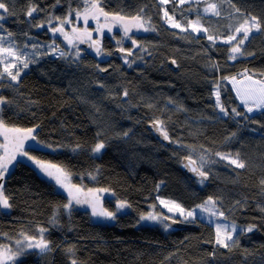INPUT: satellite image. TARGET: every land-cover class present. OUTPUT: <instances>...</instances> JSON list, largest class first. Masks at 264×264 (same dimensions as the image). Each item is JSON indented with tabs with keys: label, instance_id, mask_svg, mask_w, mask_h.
<instances>
[{
	"label": "trees",
	"instance_id": "obj_1",
	"mask_svg": "<svg viewBox=\"0 0 264 264\" xmlns=\"http://www.w3.org/2000/svg\"><path fill=\"white\" fill-rule=\"evenodd\" d=\"M87 1L99 2L108 14L148 21L149 32L137 37L133 56L126 63L114 52L117 35L103 44L109 59L92 53L75 59L32 56L17 81H0V97L7 101L0 105V119L10 127L32 128L34 141L59 148L26 150L61 166L74 183L106 189L108 199L130 207L114 222H95L77 204L66 211V194L19 159L3 190L11 206L9 212L0 206V246L44 228L48 250L23 252L15 264H264V110L249 114L224 79L240 73L264 77V0H215L222 4L216 17L202 14L212 0H2L8 12L0 11L5 17L0 31L18 49L60 42L50 28ZM33 7L38 11L29 17ZM165 11L181 28L167 22ZM230 12L256 17L260 24L234 62L228 60V44L187 29L196 18L215 38L225 37ZM215 87L227 115L216 104ZM233 108L242 115H234ZM153 121L162 122L170 144L148 127ZM100 142L105 147L94 153ZM217 153H229L245 167ZM187 156L208 180L201 183L185 173ZM209 197L243 226L228 248L215 243L213 224L195 216L184 221L192 227L172 226L167 217L182 220L168 214L158 225L139 223L152 206L160 210V198L178 201L187 213ZM252 225L253 231H246Z\"/></svg>",
	"mask_w": 264,
	"mask_h": 264
},
{
	"label": "rangeland",
	"instance_id": "obj_2",
	"mask_svg": "<svg viewBox=\"0 0 264 264\" xmlns=\"http://www.w3.org/2000/svg\"><path fill=\"white\" fill-rule=\"evenodd\" d=\"M192 1H194V0H185L184 3H189V2H192ZM198 1H202V0H198ZM223 1L224 0H222V2ZM92 2H96V3L99 4V2H97V1H87V4H88L89 7H90ZM159 2H161V0H159ZM178 2L180 3V0H178ZM210 5H215L216 6L215 7V11H212V10L206 11V9H209ZM84 11H85V6H84L83 9H81L78 12L83 14ZM217 12L220 15V13L222 12V4H220L218 1H215V0L209 1V3H207L204 6L203 10H202V14L203 15L211 16V17L218 16L216 14ZM76 13H74L72 16H69V17H67L65 19V20H70V23H63L65 21V20H63L61 22H58L56 25H53L52 28H50L51 29V31H50L51 35L55 36V37H58L60 42H58V41L57 42H52V43L46 42V44H43V45L41 44L42 46H40V47H33L31 49H18L17 46L15 44H13L12 41H9V39H7L5 36H3L4 33L0 31V37L3 38L2 42H0V47L11 48L13 50V52L16 54L15 56L9 58V57L6 56L5 53H0V81L3 80L4 78H10L4 72V67H5L6 64H8V65L16 64L17 67L16 68H11L10 70L13 72V74H15V72L17 70H19L20 71V76H21V74L26 69V68H23V61L27 60L28 66H29V60L28 59L31 58L32 56H41L43 54H47V55H50V56L55 57V58L56 57H66L68 59L69 58L75 59V58H78L81 55H84V54L86 55V53L96 54V46L98 45L100 50H101L100 51L101 59L102 60L103 59H109L111 56L108 53H104L103 44H104V42L106 40H111L113 35L119 36L117 39L116 38L112 39L114 43L119 44L118 46L121 47V48H123L124 46L127 45L128 46L127 49L132 51V52H134L136 49H138V46L140 44L139 41L137 40V37L138 36H142V35H146L149 32V29H150V25H149L148 21L145 18L140 16L142 18L143 22H144V28L137 29L135 27H132L131 30L128 33V36L125 37L123 26L113 23L110 18L106 21L104 16L101 15V16H99L98 21H97V19H93L91 16H89V18L87 20V23H85L83 15H81L79 18H77ZM223 13H226V12L223 11ZM111 16H112V14H109V17H111ZM133 17H136V16H133ZM227 17L230 18V19H228V22L230 23V25H229V30L228 29L226 30L224 28V31L227 32L225 37L215 38L213 35H211L210 29L207 28L208 26L204 25L199 19H196V18H190L189 19V26H188L187 29L190 31L191 35H193L195 37H198L200 35H205V37L208 39V36H212L213 37V41H217V42L226 43V41L228 40V37L236 36L237 39L235 41H233L232 43H226V44H228L230 46V53H231L232 47L237 46L239 41L241 39H244L242 32L241 33H237L236 29L239 28L242 24H245V21H249L247 26L249 28H251V22H250V18L251 17H248V16L240 14V13H235V12L228 13ZM125 18L130 20L132 17H129V18L125 17ZM175 22H178L181 25L180 21H175ZM193 23H196L197 27H199L201 29L200 32H194L192 30L190 25L193 24ZM105 24H108L111 27V31H109L108 27H103V25H105ZM221 24H223V23H221ZM218 25H220V24H218ZM218 25H215V26L218 27ZM60 27H63L64 33H66L68 35L69 39L72 40V43H69L68 40L65 39L64 33H61V32H55L54 33L52 31L53 28H60ZM145 28L148 29V30L145 31L144 30ZM73 29H76V31L74 32ZM203 29H207V31H203ZM259 31H260V28L259 29H251V31L249 32L248 38L251 35H253L255 33H258ZM85 33H91V36L89 37V36L85 35ZM173 36H174V34H173ZM133 40L136 41V45H133V43H132ZM210 42H212V41H210ZM83 43L87 44V45L84 47ZM100 54H99V56H100ZM126 55H124V54L120 55L121 59L125 61V59H127ZM16 56H19L20 59L19 60L16 59ZM238 57L239 56L237 55V58ZM228 60L230 62H234L235 61L233 59H230V55H229ZM19 77L17 79H19ZM233 77H235V81L232 80ZM249 77L251 79H249ZM15 81H17V80H15ZM253 81L264 82V77L256 78V77H251V75H249V74L240 73V74H237V75L229 76L225 80V82H227L231 86V89H233V91L235 93V96L237 97L239 103L242 106H244V105H243L240 97L237 95V91L239 90V91L243 92L244 90L249 89V88L259 87V85L253 84L252 83ZM217 88L218 87H215L214 90H213V94H214L215 98H216L215 92H216ZM220 102H221V100H220ZM244 108H245V106H244ZM259 111H262V110L257 109V110H254L253 112L249 113V114H254V113H257ZM223 115H225V114H223ZM7 127L15 128V127H10V126H7ZM19 129H21V128H19ZM10 139H11V137H10ZM6 143L8 144L9 152H11L13 150L14 144L9 142V141H5L3 133L0 132V145H4ZM30 145L35 147V148H40V149H44V150H48V151H57L59 149V148L52 147V146L49 147V146H47L45 144L39 143L37 141H34L31 138L24 140V142H23V151L27 152L29 157H36V159L42 160V161H44V160L39 158L38 156H36L34 153H30L28 150H26V148L28 146H30ZM4 154H5L4 148L0 147V156H3ZM222 154L229 155L232 159H238L237 157H235V156H233V155H231L229 153H222ZM219 158H221V156H219ZM19 159H23V160H27V161L31 162L41 176H43L44 178H46L49 181H51L55 185V187H56V189L58 191L66 194V196L68 198L67 204L69 203L70 197L68 195V189L58 185L55 182L54 178L48 177L45 173H43L35 165V163L33 161L29 160L27 157L17 153V158H16L15 161H13V163L11 165H9V170H11L14 167L16 161L19 160ZM224 161L230 163V160H224ZM44 162H46L48 164L56 165L59 168H62L61 166H59L57 164H54V163H51V162H47V161H44ZM201 169H202V167H201ZM64 172L67 174V180L65 181V183H67L69 185V187L74 186L73 191L75 190V188H79L80 189V192H79L78 195H79L81 200L92 201V203H96L98 210L99 209H107L108 211L115 212L116 216L118 214H120V213L128 211L130 206H127V207H125L123 209H120V210H117V208H116L117 203L120 202V201H123V200H117V199H114V198L112 199V197H110L108 199V195L110 194L109 192H107V191H98V190H100L102 188H96V187H92V186L86 187V186H83L81 183H74L73 179H72V175L69 174L66 170H64ZM89 190H93V192L95 193V197H96L95 200L93 199V196H92V194H90ZM4 195H5V193H4ZM207 200H205V201H207ZM161 201L168 202L169 206H171L172 202H175L176 204H179L182 207V205L178 201H176L174 199H171V198H160V201H159L160 206H161L160 210L156 209L155 206H152V208L150 209L149 212H147L146 214L142 215V216H146L149 213H151L153 215L158 216L159 219H157L155 221H153V220H141V217H140V222L139 223H141V224H153V225L157 224L158 225L160 223L165 222V214H168L169 216H173L175 218H179L182 221H187L188 220V219L186 220L185 217L183 215H181L179 212H170L169 208L166 207L165 204L161 203ZM204 202H202V203H200L198 205H202V204H204ZM92 203H80V204H77L73 200L72 203H71V206L68 207V208L65 207V210L68 211L73 205L77 204V206L87 210L89 212L90 216L92 217V219L95 222H114L115 221L116 216H115V219H107V218H104V217L93 216L92 215ZM126 203H127V205H129L128 202H126ZM197 206L194 208L195 211H196L195 217H198L200 219H203V220L208 221L211 224H213L214 229H215V234H216L217 224L222 226V230L226 229L227 231H231L232 230V226L235 225L236 226V231L233 233V237L234 238L237 235V233L241 230L242 226L239 223L235 222L233 219H231L229 217H226L225 213H224L223 216H219V215L212 216V215H210L207 212H203ZM1 208H2L3 211H6V212L10 211V207L7 208V209H4L1 206ZM216 209L218 211H220L217 205H216ZM185 213H186V211H185ZM42 229H43V232L41 231ZM26 237H33L35 239L32 240V241H28V240H26ZM41 238L46 240V230L44 228H40V230L34 236H32V235H29V236L28 235H23V236L20 235L19 237L13 238L14 240L10 239L3 246L6 245L5 247L10 248L12 250V252H17L21 248H23V252H26L28 250H35V251H38V252H44V251H41L39 248H28L27 247V244L29 242L36 243ZM17 241H19L20 243L18 244ZM230 242L231 241H229L228 243H230ZM22 257H23V253L21 255L17 256L16 261L18 259H21ZM16 261H15V263H16ZM9 264H11V262H9Z\"/></svg>",
	"mask_w": 264,
	"mask_h": 264
},
{
	"label": "snow or ice",
	"instance_id": "obj_3",
	"mask_svg": "<svg viewBox=\"0 0 264 264\" xmlns=\"http://www.w3.org/2000/svg\"><path fill=\"white\" fill-rule=\"evenodd\" d=\"M168 2H169V0H161V3H163V4H167ZM184 2H185V0H180L181 4H183ZM215 7H216L215 5H210L209 9H206V11H208V10L215 11ZM0 10H3L4 13L8 12V8L6 7V4L4 2H2V0H0ZM36 11H38V9L33 7V8L28 10L27 15L29 17H31L33 15V13ZM237 11H239V10H237ZM216 14L219 15L218 12ZM70 15H71V12H70ZM81 15H83L85 23H87L89 16H91L93 19H97V21H98L99 16H101V15L104 16L106 21L110 18L113 23L123 26L125 37L128 36V33L132 27H135L137 29L144 28V22L140 16L132 17L130 20L123 17V16H120L119 14H115V15H112L111 17H109V14L104 12L103 8H101L99 6V4L96 2H92L90 7L88 6V4L86 2L84 13L83 14H81L79 12L76 13L77 18H79ZM164 16H165V18H167L168 23H170L172 27L181 28V25L178 22H175L174 19L168 15L167 11L164 12ZM3 19H5V17L3 15H0V20H3ZM250 22H251V28H249L247 26L249 21H245V24H242L239 28L236 29L237 33L242 32L244 39H241L237 46L232 47L231 53H230V59L235 60L237 58V55H243V53L241 51V47L239 45H242L244 43V40H246L248 38V35H249V32L251 31V29H259L260 28V24H259L256 17H251ZM63 23H70V20H65ZM42 26H43L42 24L37 25V27H42ZM190 26L194 32H200L201 31V29L199 27H197L196 23H193ZM103 27H108L109 31H111V27L108 24L103 25ZM144 30L147 31L148 29L145 28ZM52 31L54 33L55 32L64 33L63 27L53 28ZM73 31L75 32L76 29H73ZM203 31H207V29H203ZM9 35H11V34L9 33ZM64 35H65V39L68 40L69 43H72V40L69 39L68 35L66 33H64ZM85 35L90 37L91 33H85ZM236 39H237L236 36H230V37H228V40L226 41V43H232ZM2 40H3V38L0 37V42H2ZM208 40L213 41V37L208 36ZM132 43H133V45H136L135 40H133ZM100 51L101 50H100L99 46L97 45L96 46V54L99 55ZM120 51L123 52L125 50L120 49ZM0 53H5L6 56L9 58L16 55L11 48L0 47ZM128 55H131V51H128ZM16 59L19 60L20 57L16 56ZM125 62L127 63V59H125ZM173 63H175V61H173ZM16 67H17L16 64H11V65L6 64L4 67V72L11 78V80H14V81L17 80V78L20 76V71L17 70L15 72V74H13V72L10 69L16 68ZM27 67H28V62H27V60H24L23 61V68H27ZM101 70L106 71V69H101ZM224 79H227V78H224ZM249 79H251V78L249 77ZM232 80L235 81V77H233ZM252 83L255 85H259V87L249 88V89L244 90L243 92H241L239 90L237 91V95L240 97V99H241V101H242L243 105L245 106L246 111L248 113H251L257 109L264 110V82L253 81ZM124 95L125 96L127 95V91L124 92ZM215 95H216V104L219 107L220 112L227 115L228 110L220 102V92H219L218 88L215 92ZM6 103H7V101L5 100V98L0 97V105L6 104ZM231 111L236 116L242 115V113L237 112V110L235 108H233ZM161 123L162 122H160V121H156L154 123V126L161 125ZM158 130H161L163 132L165 139H168V134L166 131H163L162 127H160ZM0 132L3 133L5 141H9V142L14 144L13 150L11 152H9V150H8V144L7 143L4 145H0V147L4 148V152H5V154L3 156H0V181H2L4 179L5 173H7L9 171V165H11L13 163V161L16 160L17 153H19V154L27 157L29 160L33 161L35 163V165L43 173H45L48 177L54 178L55 182L58 185L68 189V195L70 197V200H69V203L67 205H65L64 207H66V208L70 207L73 200L77 204L92 203V201H84V200L80 199V197L78 195L80 192L79 188H75V190L73 191L74 186L69 187V185L67 183H65V181L67 180V174L64 172V170L62 168H59L56 165L48 164L42 160H38V159H36V157H29L28 153L23 151L24 140L29 139V138L35 140V136L33 135L34 129H32V128H28V129L9 128V127H7V125L5 124L3 119H0ZM125 135H127V133H125ZM233 135H235V133H233ZM10 137H11V139H10ZM49 147H51V145H49ZM104 147H105L104 143L100 142V143H97L95 145V147L92 149V151L94 153H99ZM216 155L221 156V158L224 160H230V164L235 165L236 167H239V168L245 167L243 162L239 161L238 159H232L229 155H224L222 153H217ZM192 171L196 172L197 175H199L201 177V181H200L201 183H203V181L205 179H207V176H208L207 172L200 171L199 169H196V168H193ZM261 183H264V181H262ZM98 191H106V190L100 189ZM89 192H90V194H92L93 199L95 200L96 197H95V193L93 192V190H89ZM161 203L165 204V206L169 208L170 212H179L181 215H183L185 217L186 220L190 217H194L196 214L195 209L185 213V209H183L179 204H176L175 202H172L171 206H169L168 202H165V201H161ZM0 206H2L4 209H7L11 206L9 204L8 198L3 193V184L2 183H0ZM127 206H129V205H127V203L125 201H120L117 203L116 208H117V210H120V209H123ZM197 207L200 208L203 212H207L212 216H216V215L223 216L224 215L223 212L218 211L216 209V201H214L212 199V197H209L208 200L204 202V204L198 205ZM262 211H264V209H262ZM92 215L104 217L107 219H115L116 213L108 211L107 209H99L98 210L96 203H92ZM157 219H159V217L156 215H153L151 213H149L146 216H141V220H153V221H155ZM254 227H255L254 225L249 226L246 229V231L251 232V231H253ZM41 231L43 232V229ZM235 231H236L235 225L232 226L231 231H227L226 229L222 230V226L217 224L215 243L217 245L223 246L225 248L229 247V243H228L229 241H231L233 244L237 243V241L234 240V237H233V233ZM34 239L35 238H33V237H26V240H28V241H32ZM17 243L19 244L20 242L17 241ZM27 247L28 248H39L41 251H46V250H48L49 245H48V242L46 240L41 238L36 243L29 242L27 244ZM68 251L71 252L72 249H68ZM22 253H23V248H21L17 252H12V250L10 248L0 246V264H9V262H11V264H15L17 256L21 255ZM72 264H77V261L73 260Z\"/></svg>",
	"mask_w": 264,
	"mask_h": 264
},
{
	"label": "water",
	"instance_id": "obj_4",
	"mask_svg": "<svg viewBox=\"0 0 264 264\" xmlns=\"http://www.w3.org/2000/svg\"><path fill=\"white\" fill-rule=\"evenodd\" d=\"M87 44H84V46H86ZM114 52L116 53V54H124V55H128V51H120V49L119 48H117V49H115L114 50ZM128 56H130V55H128ZM170 65H172V66H175L174 65V63H173V60H170ZM156 121H153V122H151V123H149V128L155 133V135L161 140V141H163V142H165V143H167V144H170L171 143V141H170V139L168 138V139H165L164 138V135H163V132L161 131V130H158L159 128H160V125H157V126H154V123H155ZM182 164L184 165V171H185V173L187 174V175H189L190 177H192V178H194V179H201V177L199 176V175H197V173L196 172H194V171H192V169L193 168H196V169H199L200 171H202L201 169H200V167L198 166V164H197V162L193 159V158H191V157H184V158H182ZM8 174H9V172H7V173H5V175H4V179L2 180V181H0V183H2L3 184V190H4V188H5V182H6V179H7V177H8ZM210 178V175L208 174V176H207V179H205V180H208ZM166 221L168 222V223H170L172 226H174V227H192V226H194L195 224H192V223H190V222H184V221H178V220H175V219H173L172 217H167L166 218Z\"/></svg>",
	"mask_w": 264,
	"mask_h": 264
},
{
	"label": "clouds",
	"instance_id": "obj_5",
	"mask_svg": "<svg viewBox=\"0 0 264 264\" xmlns=\"http://www.w3.org/2000/svg\"><path fill=\"white\" fill-rule=\"evenodd\" d=\"M85 43V42H84ZM84 43H83V46H84ZM85 47V46H84ZM119 49H124V48H121V47H118ZM117 49V48H116ZM124 50H126V51H130V50H128V49H124ZM118 55H123V54H118ZM133 56V52L131 51V55L128 57L127 55H126V57H128V58H130V57H132ZM238 56H240V55H238ZM239 58V57H238ZM237 58V59H238ZM251 77H253L252 75H251ZM219 88V87H218ZM220 92V91H219ZM149 125V124H148ZM149 127V126H148ZM155 134V133H154ZM198 164V163H197ZM183 165V164H182ZM199 166V165H198ZM183 167H184V165H183ZM200 167V166H199ZM185 168V167H184ZM200 169H201V167H200ZM202 171H203V168L201 169ZM9 172V171H8ZM201 180V179H200Z\"/></svg>",
	"mask_w": 264,
	"mask_h": 264
},
{
	"label": "bare ground",
	"instance_id": "obj_6",
	"mask_svg": "<svg viewBox=\"0 0 264 264\" xmlns=\"http://www.w3.org/2000/svg\"><path fill=\"white\" fill-rule=\"evenodd\" d=\"M189 176V175H188ZM192 178V177H191ZM194 179V178H193ZM197 180H200V179H197ZM106 190V189H105ZM107 192H109L108 190H106ZM110 193V192H109ZM242 226V225H241ZM243 227V226H242ZM241 230H242V228H241ZM240 232V231H239Z\"/></svg>",
	"mask_w": 264,
	"mask_h": 264
},
{
	"label": "flooded vegetation",
	"instance_id": "obj_7",
	"mask_svg": "<svg viewBox=\"0 0 264 264\" xmlns=\"http://www.w3.org/2000/svg\"><path fill=\"white\" fill-rule=\"evenodd\" d=\"M128 58V57H127Z\"/></svg>",
	"mask_w": 264,
	"mask_h": 264
}]
</instances>
